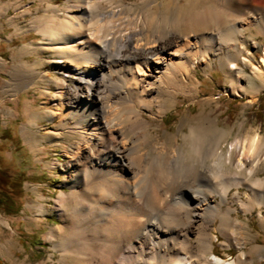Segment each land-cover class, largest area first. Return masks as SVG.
<instances>
[{
  "label": "bare ground",
  "instance_id": "1",
  "mask_svg": "<svg viewBox=\"0 0 264 264\" xmlns=\"http://www.w3.org/2000/svg\"><path fill=\"white\" fill-rule=\"evenodd\" d=\"M180 1L141 0L135 14L118 9L115 0H66L63 18L38 21L37 33L70 82L52 96L53 115L77 137L76 147L65 152L68 192L53 202L60 225L45 236L58 264H120L131 247L137 259L138 238L142 264H249L237 237L240 230L250 233L248 223L232 216L237 208L231 204L244 213L264 208V179H252L264 164V136L235 140L223 159L226 135L216 119H195L187 132L167 135L170 146L150 131L149 118L162 117L179 95L196 97L192 72L211 69L210 58L230 77L243 76L239 63L252 75L264 73L241 57L239 42L250 27L264 35V0ZM167 22L172 26L165 29ZM260 64L264 68V59ZM117 70H125L118 86ZM228 84L229 91L243 90ZM25 111L30 119L37 114L31 105ZM223 164L236 170L222 171ZM240 186L249 191L245 201ZM178 199L183 207L175 217H162ZM41 201L39 215L46 212ZM259 221L264 226L263 215ZM217 233L221 246L239 250L235 259L212 257ZM0 247L9 255L13 239Z\"/></svg>",
  "mask_w": 264,
  "mask_h": 264
},
{
  "label": "rangeland",
  "instance_id": "2",
  "mask_svg": "<svg viewBox=\"0 0 264 264\" xmlns=\"http://www.w3.org/2000/svg\"><path fill=\"white\" fill-rule=\"evenodd\" d=\"M140 1L115 0L114 5L119 3L118 9L132 10L138 14L142 8ZM67 5L70 3L66 0H0V155L10 162L12 169L25 172L20 213L11 217L0 212V220L3 222L0 223V246L8 238L14 241L13 251L9 255L4 256L0 251V264H12V261H23L25 264L59 263L58 253L53 251L52 242L46 240L45 236L50 229L60 225L53 210V202L58 193L68 192L64 171L65 152L76 147L77 137L70 136L62 129L58 117L54 116L55 101L51 98L60 87L70 82L63 77L56 63L57 58L37 33L36 26L41 18H63ZM170 25L171 22H167L165 29L170 28ZM239 42L244 48L241 57L249 60L263 73L260 61L264 59V35L257 32L255 27H250L245 30ZM210 61L211 69L202 65L192 72L198 81L197 96L179 95L176 105L162 117L149 118L150 131L171 146L173 142L167 135L177 134L181 128L182 132H187L188 125L195 119H216L226 135L221 148L224 159L235 140L249 141L255 136H264V73L261 76L252 75L250 67L239 63L238 67L244 71L239 79L237 76L230 77L215 59L210 58ZM23 67L31 71L24 73L27 69ZM124 71H116V86L121 85L125 78ZM229 80L234 82L236 88L241 86L243 90L236 93L229 91ZM9 85L13 89L6 92ZM27 105H31L37 112L33 119L25 111ZM144 116L148 117V114L144 113ZM15 137L20 148L11 140H5ZM219 162L222 163L221 160ZM220 167L226 172L236 170L230 164ZM148 175L144 177L145 180L143 178L142 187H145L143 185H146ZM252 179H264V164L256 169ZM238 190L239 198L245 201L248 189L240 186ZM233 192L234 188L230 194ZM144 195V188L137 191L135 201L138 206ZM39 197H43L44 202H41L46 208V212L40 215L35 209ZM171 202L162 217L172 219L182 209L181 200ZM231 205L237 208L232 216L248 223L250 233L240 230V235L237 234L246 261L249 264H264V226L259 221V215L264 216V208L253 207L250 213H244L234 202ZM211 214L210 210L207 211V215ZM137 241V259L133 257L131 247L120 264H135L134 261L136 264L143 263L140 238ZM223 242L224 238L217 233L212 257L235 259L239 250L233 246L223 247ZM255 246L260 249L261 256L256 253Z\"/></svg>",
  "mask_w": 264,
  "mask_h": 264
},
{
  "label": "trees",
  "instance_id": "3",
  "mask_svg": "<svg viewBox=\"0 0 264 264\" xmlns=\"http://www.w3.org/2000/svg\"><path fill=\"white\" fill-rule=\"evenodd\" d=\"M11 140L14 145L20 148V143L15 137ZM9 161L0 155V212L7 216H17L23 205L22 185L25 180V172L14 170L9 165Z\"/></svg>",
  "mask_w": 264,
  "mask_h": 264
}]
</instances>
